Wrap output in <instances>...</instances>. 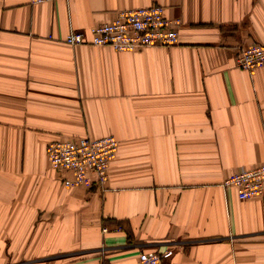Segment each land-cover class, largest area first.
I'll use <instances>...</instances> for the list:
<instances>
[{
	"label": "crops",
	"instance_id": "crops-1",
	"mask_svg": "<svg viewBox=\"0 0 264 264\" xmlns=\"http://www.w3.org/2000/svg\"><path fill=\"white\" fill-rule=\"evenodd\" d=\"M151 5L178 45L65 43ZM252 44L264 0H0V264H264V192L224 186L264 165V66L236 64ZM108 136L105 189L65 187L47 145Z\"/></svg>",
	"mask_w": 264,
	"mask_h": 264
},
{
	"label": "built area",
	"instance_id": "built-area-1",
	"mask_svg": "<svg viewBox=\"0 0 264 264\" xmlns=\"http://www.w3.org/2000/svg\"><path fill=\"white\" fill-rule=\"evenodd\" d=\"M56 0H31L33 4ZM182 25L180 18L166 17L162 6L151 5L120 10L107 24L88 30V40L82 32L71 33L65 38L70 46L88 44L93 47H109L116 52L132 51L123 41L135 44L136 50L150 47L171 48L179 43ZM237 66L249 73L264 66V47L257 44L243 49L236 58ZM118 149V142L108 136L100 139L77 138L54 141L47 145L49 166L59 174H68L62 180L65 187L103 191L108 179L111 161ZM224 186L234 189L241 201L252 200L264 192V165L231 175ZM106 230H104V233ZM172 251L163 253H140L137 264H163Z\"/></svg>",
	"mask_w": 264,
	"mask_h": 264
},
{
	"label": "rangeland",
	"instance_id": "rangeland-1",
	"mask_svg": "<svg viewBox=\"0 0 264 264\" xmlns=\"http://www.w3.org/2000/svg\"><path fill=\"white\" fill-rule=\"evenodd\" d=\"M123 45L127 48H132L133 50L132 51H126V52H133V51H137L135 48V44L133 42H130V41H123ZM150 48H158V47H150ZM147 49V48H145Z\"/></svg>",
	"mask_w": 264,
	"mask_h": 264
}]
</instances>
